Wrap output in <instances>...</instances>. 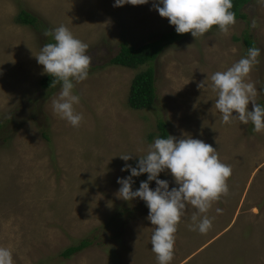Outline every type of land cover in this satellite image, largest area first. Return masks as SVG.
I'll return each mask as SVG.
<instances>
[{
	"label": "rangeland",
	"instance_id": "374dc122",
	"mask_svg": "<svg viewBox=\"0 0 264 264\" xmlns=\"http://www.w3.org/2000/svg\"><path fill=\"white\" fill-rule=\"evenodd\" d=\"M114 2L0 0V247L12 252L14 264H158L149 209L139 198H119L117 180L130 176L122 171L126 163L134 167L147 154L160 119L171 136L212 145L232 168L228 194L207 213L212 228L206 234L191 230V205L181 217L171 264H264V131L254 132L251 122L224 124L210 79L247 55V36L261 49L248 82L264 106V0L245 5L247 21H236L227 33H188L166 48L153 64L157 100L143 111L129 108L127 98L146 66L132 70L108 61L123 42L137 47L175 27L153 0L123 7ZM21 9L41 20L39 32L15 24ZM61 25L87 43L93 57L88 78L74 82L81 98L76 111L83 115L78 127L54 113L61 85L42 90L48 74L35 58L52 42L45 28ZM203 81L206 86L198 88ZM123 154L132 160L123 161ZM158 178L168 181L169 190L178 187L169 170ZM133 180L135 191L147 179ZM87 238L90 247L62 257Z\"/></svg>",
	"mask_w": 264,
	"mask_h": 264
},
{
	"label": "clouds",
	"instance_id": "9594fccd",
	"mask_svg": "<svg viewBox=\"0 0 264 264\" xmlns=\"http://www.w3.org/2000/svg\"><path fill=\"white\" fill-rule=\"evenodd\" d=\"M149 0H115L114 7L126 4L143 5ZM154 9L162 18H167L177 34L191 33L192 37L203 36L214 26L227 33L229 26L236 23L233 0H153ZM255 27V23H253ZM52 42L46 43L35 56L44 73L50 75L53 86L60 84V92L52 101L53 111L73 127L83 120L82 113L76 111L80 96L74 93V82H82L89 76L93 57L88 55L89 45L76 38L72 31L61 25L45 31ZM261 49L249 48L247 55L225 71H217L211 76V87L217 93L215 108L222 114L224 124L239 120L242 124L251 122L254 132L264 131V106L256 103L257 89L248 82L253 67L259 63ZM208 78H206L207 80ZM205 80V81H206ZM205 81L198 85L203 89ZM252 105L250 111L248 106ZM123 161L132 160V154L119 156ZM169 170L178 187L169 190L167 180L158 177ZM122 171L130 176L118 178V197L125 201L137 198L144 201L149 209L147 219L154 226L151 237V251L156 254L158 264H171L177 226L188 206L196 209L192 216L191 230L206 234L212 228V219L207 213L213 202L221 195L228 194L227 180L232 168L221 162L218 151L202 140L185 135L177 139L156 138L149 145L147 154L139 157L136 167L125 165ZM147 174L137 190H133V177ZM155 181V189L150 183ZM217 213L221 210L216 209ZM0 264H14L12 252L0 247Z\"/></svg>",
	"mask_w": 264,
	"mask_h": 264
},
{
	"label": "trees",
	"instance_id": "16d2710c",
	"mask_svg": "<svg viewBox=\"0 0 264 264\" xmlns=\"http://www.w3.org/2000/svg\"><path fill=\"white\" fill-rule=\"evenodd\" d=\"M251 1L252 0H233V8L231 10L235 12L236 21H247V16L245 13H243V8ZM14 22L17 25L30 27L37 32H39L43 26V23L38 17L24 9L19 11ZM45 29L48 30L47 28ZM216 29H218V26H214L209 32H212ZM187 34L188 33L177 34L174 29L160 34L157 40L139 45L137 47L123 42L120 45L119 52L114 57L109 59L108 65L117 66L120 68L134 70L138 69L139 67L146 66L145 70L136 74L131 81L130 91L127 98V104L129 108L138 111L152 109L155 101L157 100L155 90V70L153 64L166 48L177 42H180L186 37ZM244 44L248 49L255 47V44L247 36L244 37ZM52 79L53 78L50 75H47L41 80L40 85L42 90L51 91L54 87L60 86V84H55L53 86ZM1 128L2 125H0V129ZM156 129L159 132V135L156 136L157 138H167V136L170 135L168 126L164 120L158 119L156 123ZM42 134L45 138H47L46 131H42ZM137 164L138 161H136L134 167H136ZM139 177L141 179H147V174L141 175ZM92 243V240H89L88 238L84 239L79 243V245L65 249L62 252V257H64V259H69L73 255L82 252L85 248L90 247Z\"/></svg>",
	"mask_w": 264,
	"mask_h": 264
}]
</instances>
